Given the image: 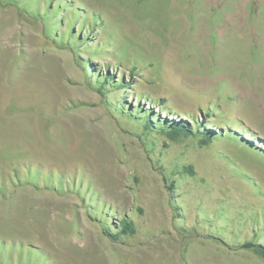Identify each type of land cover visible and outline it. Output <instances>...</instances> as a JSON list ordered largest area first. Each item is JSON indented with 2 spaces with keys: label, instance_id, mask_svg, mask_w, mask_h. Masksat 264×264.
<instances>
[{
  "label": "rangeland",
  "instance_id": "374dc122",
  "mask_svg": "<svg viewBox=\"0 0 264 264\" xmlns=\"http://www.w3.org/2000/svg\"><path fill=\"white\" fill-rule=\"evenodd\" d=\"M256 247L264 0H0V264H264Z\"/></svg>",
  "mask_w": 264,
  "mask_h": 264
},
{
  "label": "trees",
  "instance_id": "16d2710c",
  "mask_svg": "<svg viewBox=\"0 0 264 264\" xmlns=\"http://www.w3.org/2000/svg\"><path fill=\"white\" fill-rule=\"evenodd\" d=\"M187 132L188 130L185 129V127L183 125H177V124H173V125H170V136L173 137V138H177L181 132ZM122 227L124 228L123 230H132V227H131V224L130 222L128 221H123V224H122ZM244 246H252L250 243H245ZM255 251L257 253H259L263 258H264V248H260V247H256L255 248Z\"/></svg>",
  "mask_w": 264,
  "mask_h": 264
}]
</instances>
